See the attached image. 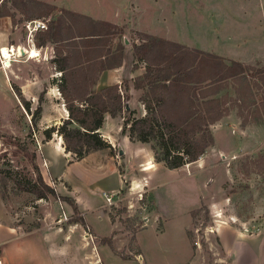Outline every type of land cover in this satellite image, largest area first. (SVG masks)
Wrapping results in <instances>:
<instances>
[{"label":"rangeland","instance_id":"rangeland-1","mask_svg":"<svg viewBox=\"0 0 264 264\" xmlns=\"http://www.w3.org/2000/svg\"><path fill=\"white\" fill-rule=\"evenodd\" d=\"M98 1L0 0V14L10 13L23 35L33 18L51 30L63 17L61 34L68 39L79 35L68 27L97 33L100 22H111L98 16L111 19L116 11L119 17L114 28L101 27L104 37L96 50L80 39L65 42L77 46H69L73 59L61 64L24 55L5 72L0 61V218L25 232L60 229L61 264H264V116L256 113L264 84L257 77L246 75L252 95L245 93L247 102L238 103L249 123L243 125L233 109L211 126L214 144L193 162L170 168L157 157L156 140L142 142L122 131L126 120L147 113L146 92L134 86L147 65L135 57V45L155 38L169 43L163 46L167 53L176 51L175 42L228 64L264 68V0ZM58 3L84 17L53 11ZM158 42L147 62L160 61ZM77 50L82 58L106 54L107 64L122 61L116 72L125 105L100 131L111 147L84 160L61 150L68 107L88 98L100 71L96 62L86 65L84 80L81 69H72ZM59 65L66 75L55 71ZM238 85L223 84L227 106L238 98L233 88ZM63 89L73 103L68 105ZM149 161L154 168L146 170ZM36 167L60 197L39 198L30 189ZM43 253L34 255V264L50 263L53 256Z\"/></svg>","mask_w":264,"mask_h":264},{"label":"trees","instance_id":"trees-1","mask_svg":"<svg viewBox=\"0 0 264 264\" xmlns=\"http://www.w3.org/2000/svg\"><path fill=\"white\" fill-rule=\"evenodd\" d=\"M52 9L53 11L60 10L66 15H75L74 19L75 17H84L73 14L64 8L52 7ZM5 16L10 17V13L0 14V17ZM86 18L93 21L89 17ZM63 19L62 17L61 25ZM105 26L114 28L113 24L108 22H100L98 27L100 30L97 33L93 32V28L89 33H86L83 28L68 27L69 32L75 30L79 35L63 39L61 34L62 62H66L74 55L69 46L73 45L75 49L77 46L65 42L70 41L71 43L80 39L89 43V46L96 50L98 41L104 37L101 27ZM57 32L58 23L54 22L51 30L45 33L44 38L54 39ZM107 34L115 35L114 32H107ZM155 42L158 40L153 38L134 46L135 57L145 61L147 65L145 74L134 83L135 89L146 92L143 103L147 113L143 118L126 120L122 131L123 133L128 132V136L142 142L156 140L159 148L157 157L164 160L170 168H177L197 160L209 146L214 144L211 126L228 116L233 109L238 108L243 125L249 123L248 118L243 116L242 106H239L238 103L247 102L244 97L245 93L249 96L252 95L251 86L246 82V75L257 77L260 83L264 84V68L256 69L237 61L228 64L222 57L198 49H189L176 43L172 44L176 51L167 53L163 46L169 43L164 40L158 42L160 61L154 64L149 58V62H147V54L157 46ZM64 52L67 53L66 56H63ZM76 53L79 59L72 69H81L84 80L88 79L86 77L87 69L84 68L86 65L96 62L100 67L92 90L87 94L88 98L80 100L79 106L68 107L69 118L60 128L61 135L65 140L66 152L75 153L77 159L80 160L92 151L111 147L100 131L104 126L106 115L117 117L123 113L125 105L119 85L109 86L101 91L96 90L100 75L105 70L121 66L122 61L107 64L110 61L109 55L102 54L97 58H82L83 52L77 50ZM61 73H68V70L62 66ZM76 75L78 74L75 71L73 76ZM228 81L239 84L233 87L238 98L234 100L233 104H230L231 106H227L226 97H229L228 94L220 95L225 88L223 84ZM256 85L260 89L262 88L259 84ZM62 94L68 105L76 100L64 89ZM263 99L261 101L263 106L256 108L259 117L264 116ZM26 108L28 109V106ZM36 120L37 118L33 119L34 126H36ZM36 170L37 177L35 181L30 182V189L39 198H45L49 194L60 197L57 190L45 182L38 167Z\"/></svg>","mask_w":264,"mask_h":264},{"label":"crops","instance_id":"crops-1","mask_svg":"<svg viewBox=\"0 0 264 264\" xmlns=\"http://www.w3.org/2000/svg\"><path fill=\"white\" fill-rule=\"evenodd\" d=\"M106 1L112 2L111 4H116L117 2H119V0H106ZM155 1H159V0H155ZM98 3L99 5H101L102 1L99 0ZM166 3L168 2L166 1ZM57 7H59L58 9H61V3H58ZM119 8L120 7H118V9ZM100 14L106 15L107 11H105L104 13H100ZM116 14L117 13L115 11L114 15L110 16L111 19H109L108 15H107V18L106 16H101V17L98 16V19H100L101 21H105V20L106 21L108 20L109 22L111 21L110 23L117 26L118 22L116 21L117 19H119V17L117 18ZM30 20H35V19L33 18ZM45 33L46 31H39L35 33L32 44H30L27 31L23 35L20 32L18 25H14L10 17L9 18L8 16L0 17V60L4 59L5 62L7 60L9 61V59L4 58V54H3V49L7 48L10 51L9 54L11 53L12 55V57L10 58L11 59L10 62H13V61L17 62V59H14V58H20L27 54L23 51L24 49H27V47H24V45L27 43L28 44L27 46L29 47V49L36 51V53L40 51L41 58L46 57V59L53 60L54 65L58 63L61 64V22L59 24L57 36L54 37V39H50V40L45 39L44 38ZM41 37L43 39L40 41V43L36 44V42L39 41ZM11 47H14L13 48L15 50L14 53H12V51L10 50ZM19 47L21 48V51L17 52V48ZM30 52L29 54H27L28 58L34 59L30 57L31 55ZM121 66L116 67L114 69L105 70L99 77L98 83L96 85V90L104 89L112 85H118L119 75L117 74L116 71H119L118 69L121 68ZM55 71L61 77V65L57 66ZM59 78H58V82H59ZM108 117L111 119L114 118L109 114L106 115L105 125H106V121L108 120ZM64 149L65 147L61 145V150L64 151ZM101 150H96V151L100 152ZM65 154H67L66 151H65ZM91 154L92 153L85 156L82 160L90 157ZM149 162H152V161H149ZM67 165L70 166L71 164L67 163ZM55 231L58 232L57 237L53 235L55 234L54 233ZM55 231L54 230H49V231L35 230V231L25 232V231L20 230L10 220L8 219L3 220L1 216L0 218V248L2 252L3 261L5 262V264H34L33 263L35 260L34 257H36L34 255H36V253L40 254L41 252H44L43 254L47 255V257L48 255L53 256V259L50 261L49 264H61V231L60 229L55 230ZM64 257L65 256H63V258ZM255 261L256 260H254V262L252 261L251 262L257 264L258 262H255Z\"/></svg>","mask_w":264,"mask_h":264},{"label":"built area","instance_id":"built-area-1","mask_svg":"<svg viewBox=\"0 0 264 264\" xmlns=\"http://www.w3.org/2000/svg\"><path fill=\"white\" fill-rule=\"evenodd\" d=\"M26 29L28 31L29 43L32 44L34 34L39 32V31H47L48 30V25H47V23H45L42 20L35 19V20H30V21H28L26 23ZM13 48L14 47H11L10 50H13ZM19 48H17V52H18ZM24 50L28 51V49H24ZM30 51H32V50L30 49ZM12 53H13V51H12ZM37 54L39 55L38 57L41 56L40 51H38ZM0 61H1L2 69L6 72L7 69H9L11 67V63L9 64V66H7V64L4 61V59H1ZM0 264H5V262L2 259L1 248H0Z\"/></svg>","mask_w":264,"mask_h":264},{"label":"bare ground","instance_id":"bare-ground-1","mask_svg":"<svg viewBox=\"0 0 264 264\" xmlns=\"http://www.w3.org/2000/svg\"><path fill=\"white\" fill-rule=\"evenodd\" d=\"M11 51H13V53L15 52V50L13 49V50H11ZM18 51H21V48H19V50ZM25 53H27V54H29V52H30V50H28V51H26V50H23ZM9 50L7 49V48H4L3 49V54H4V58H6V59H9V61L7 60L6 61V64H7V66H9V64L11 63L10 62V58L12 57V55H11V53L9 54ZM33 52V53H32ZM31 53V55H30V57L31 58H35V57H37L38 56V54L36 53V51H31L30 52ZM154 168V165H153V163H149V166L146 168V170H151V169H153Z\"/></svg>","mask_w":264,"mask_h":264}]
</instances>
